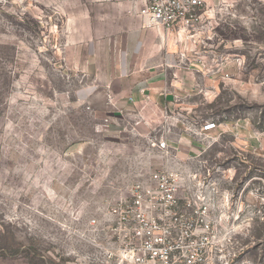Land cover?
Listing matches in <instances>:
<instances>
[{
  "label": "rangeland",
  "instance_id": "374dc122",
  "mask_svg": "<svg viewBox=\"0 0 264 264\" xmlns=\"http://www.w3.org/2000/svg\"><path fill=\"white\" fill-rule=\"evenodd\" d=\"M142 2L0 0V264H104L110 208L155 170L203 182L210 264H264V0L143 18L192 83L117 103L103 50Z\"/></svg>",
  "mask_w": 264,
  "mask_h": 264
},
{
  "label": "built area",
  "instance_id": "2783aa9c",
  "mask_svg": "<svg viewBox=\"0 0 264 264\" xmlns=\"http://www.w3.org/2000/svg\"><path fill=\"white\" fill-rule=\"evenodd\" d=\"M187 2L188 10L197 5V0ZM142 3L139 14L150 26L164 30L178 18L174 0ZM204 194L202 181L182 180L166 170L137 178L108 212L104 264H210L209 209L200 203Z\"/></svg>",
  "mask_w": 264,
  "mask_h": 264
},
{
  "label": "crops",
  "instance_id": "0c3cea01",
  "mask_svg": "<svg viewBox=\"0 0 264 264\" xmlns=\"http://www.w3.org/2000/svg\"><path fill=\"white\" fill-rule=\"evenodd\" d=\"M127 4L131 22L126 36L120 34L113 44L104 48L107 63L106 84L111 98L122 104H171L181 87L187 88L192 83L190 77L182 82L179 69L175 68L172 78L168 79L164 68H170L173 57L165 53L158 45L157 32L145 27L142 16L139 15V5ZM128 34V35H127ZM170 91L165 93V89Z\"/></svg>",
  "mask_w": 264,
  "mask_h": 264
}]
</instances>
